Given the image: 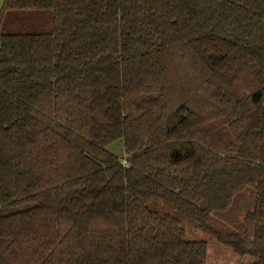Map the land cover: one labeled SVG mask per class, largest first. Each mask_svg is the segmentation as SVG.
I'll list each match as a JSON object with an SVG mask.
<instances>
[{"label":"trees","instance_id":"trees-1","mask_svg":"<svg viewBox=\"0 0 264 264\" xmlns=\"http://www.w3.org/2000/svg\"><path fill=\"white\" fill-rule=\"evenodd\" d=\"M186 225L264 264V0H3L0 264H206Z\"/></svg>","mask_w":264,"mask_h":264},{"label":"rangeland","instance_id":"rangeland-1","mask_svg":"<svg viewBox=\"0 0 264 264\" xmlns=\"http://www.w3.org/2000/svg\"><path fill=\"white\" fill-rule=\"evenodd\" d=\"M119 148H115V151L118 153L122 152L121 146ZM152 207L156 208L159 211H164L161 207V204L158 202H154L151 204ZM192 228L190 225H186L185 229L189 236H193L196 234V237L207 240L208 242V253L206 264H249L256 260V257L251 255H237L232 252V250L228 247H225L212 239L208 234L201 232H193L190 230ZM194 230V228H192ZM193 233V234H192Z\"/></svg>","mask_w":264,"mask_h":264},{"label":"crops","instance_id":"crops-1","mask_svg":"<svg viewBox=\"0 0 264 264\" xmlns=\"http://www.w3.org/2000/svg\"><path fill=\"white\" fill-rule=\"evenodd\" d=\"M2 3H3V0H0V7H1Z\"/></svg>","mask_w":264,"mask_h":264}]
</instances>
